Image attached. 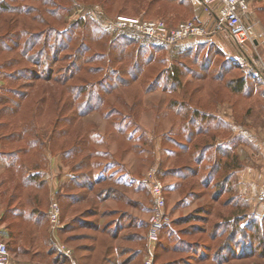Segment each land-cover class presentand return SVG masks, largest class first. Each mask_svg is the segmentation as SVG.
Instances as JSON below:
<instances>
[{"label": "rangeland", "instance_id": "374dc122", "mask_svg": "<svg viewBox=\"0 0 264 264\" xmlns=\"http://www.w3.org/2000/svg\"><path fill=\"white\" fill-rule=\"evenodd\" d=\"M248 2L242 21L253 28L258 43L236 44L249 55L245 59L227 31L216 28V10L195 0H0V107L17 97L12 90H21L26 95L12 120L19 131L27 123L21 139H0V151L28 149L27 155L18 153L22 169L6 173L2 192L11 195L30 171L36 179L19 187L20 201L36 195L46 212L35 227L38 236L24 234L14 245L4 227L10 219L3 218L5 211L0 214V239L16 261L144 264L150 255V264H264V174L253 171L259 157L252 139L259 135L255 124L260 119L255 113L251 122L222 124L223 101H234L235 118L239 112L251 115L264 102V50L259 48L264 45V0ZM118 16L163 19L168 26L194 20L208 34L165 45L114 28L111 22ZM79 21L88 25V36ZM218 35L229 45L218 44ZM37 73L65 75L66 86L78 89L62 92ZM240 76L247 78L243 90L233 93L226 84ZM195 108L212 118L190 124ZM201 125L209 131L188 140L189 129L196 132ZM54 129L61 135L52 137ZM77 142L81 151L64 155L61 150ZM219 145L222 164L226 150L228 162L239 167L210 173ZM46 149L63 154L70 184L66 176L58 177L52 191L46 187ZM150 167L164 185L167 216L154 243L147 239L153 199L144 178ZM223 178V191L217 193L215 183ZM52 201L60 211L56 228L48 218ZM18 204L9 207L29 209ZM238 211L240 227L246 229L231 237V249H222L230 226L222 225L221 218ZM21 225L26 230L30 224Z\"/></svg>", "mask_w": 264, "mask_h": 264}, {"label": "trees", "instance_id": "16d2710c", "mask_svg": "<svg viewBox=\"0 0 264 264\" xmlns=\"http://www.w3.org/2000/svg\"><path fill=\"white\" fill-rule=\"evenodd\" d=\"M105 2H108L111 1V0H104ZM114 1V0H113ZM122 2L124 4H126V2L128 3L129 0H122ZM151 2V1H150ZM80 23H82L81 21H79ZM81 27H83V30H84V35L85 36H88V31L85 32V29L84 28H88V25L86 23H82ZM26 45L28 44V42L26 41L25 43ZM35 45L34 42L30 43V46L33 47ZM55 51V50H54ZM23 55H25V49L22 51ZM52 53V51H51ZM43 56L45 57V59L48 57L47 56V52L45 53H42ZM35 61L36 58H35ZM38 63H41L40 61ZM4 65V64H3ZM48 72V71H47ZM37 73V78H41L42 81H45V82H53L54 84L58 85L57 87L59 88V90H61L62 92L66 90V92H68V94L72 93L74 90L78 89L77 86H72L69 88V86L67 87L66 86V82L68 81L69 77L67 76H62V77H52V75L49 73L45 74V75H40ZM174 78H177L176 75L173 76ZM247 78L243 77V76H240L236 79H231V80H228L227 82V86L226 87H231L232 85V90H233V93H240L242 90H243V86L245 84V81H246ZM66 86V87H65ZM65 87V89H64ZM12 93H14L17 97L14 98V100H11V102L9 103H4L2 107H0V118L2 120H0V139L3 141H9L8 143L10 142H13V141H17V139H21L22 136H23V133L26 132L25 131V127L27 125H24L22 127V129L19 131L17 130L18 129V126H16L15 123H17V121H14L12 120L13 116L14 115H17V111H19L21 109V99L23 96H25L26 94L24 92H21V90H12L11 91ZM80 93L78 90L76 91V94ZM92 89L89 91V100H88V103L89 101L91 100V97H92ZM91 96V97H90ZM185 102H180V105L181 106H185L184 104ZM9 104V105H7ZM8 106V108H7ZM10 106V107H9ZM64 107H65V104H64ZM91 107V106H90ZM80 108V105L76 106L75 109H78ZM81 109V108H80ZM91 110V109H90ZM89 112V109L86 110ZM85 111V112H86ZM87 112V113H88ZM77 116H81V114H77ZM75 117V116H74ZM212 116L205 113V112H202L201 114L199 113V109L198 108H195L192 110V119H191V123L192 124L193 122L195 121H198V123L200 122H203V121H207L209 119H211ZM13 122V123H12ZM217 123V122H216ZM215 123V126L218 127V123L216 124ZM216 127H213L214 129ZM5 129H10V132L8 133H4L2 130ZM210 127L207 126L206 128L203 127L202 125L199 126V129L196 130V132H192L191 129H189L188 131V140L189 138H194L196 135H201V134H206L208 131H209ZM66 130H63V133L65 132ZM2 132V134H1ZM61 132L62 130H59V129H54L53 132H52V137H54V135H61ZM214 136H211V138H213ZM31 141L28 142V147L30 146ZM80 143L77 142L76 144H73L71 148H65L63 150H61L64 155H69V156H72L73 154L76 155L78 154L80 151H81V147H80ZM205 145V144H204ZM207 146V145H206ZM222 146V145H221ZM220 145L215 147V153L214 155L212 156V165H211V172H218L221 168H224V169H229V170H232V169H235L237 167H239L238 164L236 165H233L231 164L230 162H228V157H229V151H226L224 150V152L222 153L223 154V157L225 159L224 163L222 164V162L220 161L221 160V157L219 158L218 156V153H220L219 151L221 150V147ZM27 147V148H28ZM201 149V148H199ZM203 149V148H202ZM28 149H24V148H19L17 150H11L9 151L7 154H8V157H9V160H10V163L11 165H18L17 169H22V166H23V160H20L18 159V153L22 154V156L24 155H27ZM202 155L201 151L199 150V156L200 157ZM84 159V158H83ZM234 159V158H233ZM27 162H30L28 159H26ZM38 162H36V164H34L32 167L33 168H37L38 167ZM81 164H84V161L82 160L81 161ZM176 171V169L174 170ZM225 176V175H224ZM36 179V176L35 174L33 175H26L24 176V179H22L20 181V183L18 184H15L14 185V190H13V193L11 196H14L16 198H19L20 200H22V197H21V192H19V187H24V186H27L29 185V182L31 180H35ZM224 181H226L225 178H223L221 181H218L215 183V189H217V193L223 191V184ZM18 189V190H17ZM15 190H17L16 192H14ZM37 196H33V198L31 200H28L27 199V196H25V200H24V203L20 200L18 204V206L20 205H28L29 206V209L26 211L25 209H19L17 206L15 207H9L5 210L4 212V217L3 218H9V225L7 226V230H8V237L10 238V241H11V244L14 243L16 244V238H19V237H22L24 234L28 235V236H38L36 231H35V227L37 226V224L41 223V221H44L45 219V215H46V212L41 210V208H39L40 204H41V201L40 199L37 200L36 198ZM16 200V201H17ZM17 205V204H16ZM21 208V207H20ZM240 213L239 211L238 212H235V213H231L230 215L228 216H223V219L221 218V224L224 225L225 227H229V229H225L226 231L228 230V234L226 235L225 237V240L223 241V246H222V249H226L228 247V249H231V240L233 241L234 238H231L232 236H234L236 233L240 234L241 232H243L246 228L243 226V227H240V221L242 218L239 217ZM32 217V219H30ZM22 222H26V223H29V227L28 229H24L23 228V225ZM39 222V223H38ZM34 228V229H33ZM37 230V228H36ZM15 249H17V246L14 247ZM92 248L88 247L87 250H90ZM83 259H86L88 261V258L87 256H84Z\"/></svg>", "mask_w": 264, "mask_h": 264}, {"label": "built area", "instance_id": "2783aa9c", "mask_svg": "<svg viewBox=\"0 0 264 264\" xmlns=\"http://www.w3.org/2000/svg\"><path fill=\"white\" fill-rule=\"evenodd\" d=\"M195 2L209 11L216 10V28L227 31L237 44L250 43L255 46L258 43V37L253 28L245 25L242 21V15L249 10L248 0H195ZM94 11L103 15V12L98 7H95ZM111 23L116 29L133 30L141 36L165 45H174L188 38L201 37L208 34L206 28L194 20H185L175 26H168L163 19L118 16ZM144 180L150 187L153 199L147 239L148 243H154L163 223L167 221V216L164 212V185L155 167H150L146 171ZM59 216V206L56 201H52L48 210V218L53 228L59 225ZM148 252L151 253L150 248ZM66 253H68V250ZM149 256L146 257L144 264H150V260L147 259ZM0 264H22L13 258L7 244L2 239H0Z\"/></svg>", "mask_w": 264, "mask_h": 264}, {"label": "crops", "instance_id": "0c3cea01", "mask_svg": "<svg viewBox=\"0 0 264 264\" xmlns=\"http://www.w3.org/2000/svg\"><path fill=\"white\" fill-rule=\"evenodd\" d=\"M226 33H228V32H226ZM215 41L218 44H221L223 46L229 45L228 40L223 35L216 36ZM233 44H234L235 50L241 54L242 58L243 57H245V59L250 58L248 54L244 55L242 53L241 49L238 47V45H236L237 43H233ZM239 45L246 46L245 44H239ZM259 48L260 49L263 48V50H264V45H261ZM261 57L264 59V52L261 53ZM233 102L234 101H232V102L223 101L222 108H223V110H225V112H223V114H222V117H223L222 118V124H226L229 126L233 122L234 123L236 122L239 124H244L245 121L251 122V118H252L251 116L253 114H254V117L257 116L260 119V122L255 124V126L258 125L257 126V129H258L257 132L259 133V135L255 138H252L254 141H256V145L258 146L257 150H258V157H259L258 165H257L258 168L253 169V171L257 174H259L260 172H263V174H264V102L261 104L260 107L254 106V110H253L251 115H247L245 112H239L240 115L236 118L231 111V108L234 105ZM239 108H241V106H239ZM255 113H256V116H255ZM53 153L54 152L50 149H46L44 152V156L46 157V162H47L46 168H45V173L47 175V177L45 179V180H47V183H46L47 186L46 187H48L50 191L53 190V188L55 187V184L59 181V179H62L64 177H66L67 174H69L68 166H64V164L61 162L63 154H61V153L53 154ZM6 157L9 158L8 154H2V151H0V214L3 213V211H5L7 209V207L10 206V204L15 203L17 199L20 200L19 198L11 196L12 193H11V195L7 194V196H6L2 192L4 185H5L6 173L9 171L10 172L14 171L18 167V165L17 166L13 165V164L11 165L10 160L7 159ZM29 172H27V174L32 175V174H29ZM241 174L242 173H240V170L237 171V175L240 176ZM58 177H59V179H58ZM70 179H72V178H70V176H67L66 183L65 182L64 183L66 185L70 184L71 183ZM261 182L264 185V178L262 179ZM73 183H75V180ZM83 184H84L83 182H79V187H82ZM66 197L73 198L70 194H67V193H66ZM7 198H8V201H7ZM78 199H80V197ZM78 199L75 198L74 202ZM30 219H32V217ZM0 226H2V225L0 224ZM4 227H5V229H7V225L6 226L4 225Z\"/></svg>", "mask_w": 264, "mask_h": 264}]
</instances>
